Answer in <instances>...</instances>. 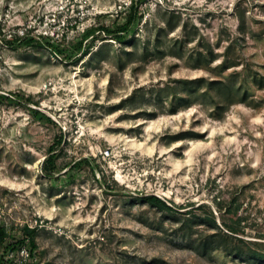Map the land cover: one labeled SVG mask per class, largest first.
I'll list each match as a JSON object with an SVG mask.
<instances>
[{
	"label": "rangeland",
	"instance_id": "1",
	"mask_svg": "<svg viewBox=\"0 0 264 264\" xmlns=\"http://www.w3.org/2000/svg\"><path fill=\"white\" fill-rule=\"evenodd\" d=\"M0 222V264H264V0H0Z\"/></svg>",
	"mask_w": 264,
	"mask_h": 264
},
{
	"label": "trees",
	"instance_id": "2",
	"mask_svg": "<svg viewBox=\"0 0 264 264\" xmlns=\"http://www.w3.org/2000/svg\"><path fill=\"white\" fill-rule=\"evenodd\" d=\"M135 17H140L136 15V9L134 8L133 4L130 5V9L128 10V14L125 16L124 21L114 27V28H109L108 26H105L103 24L97 25L94 28H89L85 31L83 34V37L78 41V46L77 48H80V45L82 43V39L87 37L94 29L101 31L105 34L111 35V37L117 41H122L123 35L125 32H127V29L131 22L134 20ZM29 41L32 40V38L28 39ZM60 51V50H58ZM61 52V51H60ZM30 98L26 99V101H29ZM175 109L171 110V113H175ZM53 147L48 148V153L47 156L43 160V167L46 169L48 168L50 173H52L54 164H53V158L54 155L52 153ZM141 199L144 200L145 202H148L152 205L155 206H160L162 205L163 207H168L164 201H162L158 196L152 195V194H147L144 196H141ZM12 227L9 225H6L3 222H0V263L2 259L3 254H7L9 252L12 253L13 256H17L19 254V250L21 248H25L26 256L28 257H33L38 252V244L36 242V229L35 227H31L27 224H23L22 226L18 227L19 231V236L13 235L12 234ZM231 232H235L232 229H230ZM15 264H22V263H15Z\"/></svg>",
	"mask_w": 264,
	"mask_h": 264
}]
</instances>
